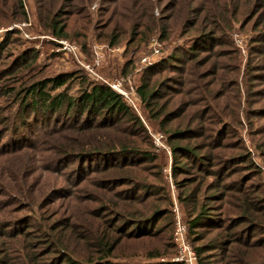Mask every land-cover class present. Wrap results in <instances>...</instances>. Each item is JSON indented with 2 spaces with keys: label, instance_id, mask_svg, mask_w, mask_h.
Listing matches in <instances>:
<instances>
[{
  "label": "rangeland",
  "instance_id": "1",
  "mask_svg": "<svg viewBox=\"0 0 264 264\" xmlns=\"http://www.w3.org/2000/svg\"><path fill=\"white\" fill-rule=\"evenodd\" d=\"M263 6L264 0H0V44L10 37L8 50L14 57L21 52H30L32 55L29 58L34 60L29 69L24 68L19 74L14 71L19 80H13L17 86L29 83L31 79L68 73L83 74L88 81L101 82L110 88L114 83L121 82L128 97L112 89L131 105L146 131H136L132 139L145 141L141 145L145 148L150 142L153 144L149 149L155 160L148 167L142 164L148 171L141 173L140 177L165 187L161 205L168 206L170 203L168 207L171 213L156 224V229H162L144 240L119 235L117 232L122 222L115 227L108 223L114 221L117 215L111 210L102 214L98 221L107 222L106 233L112 239H122L118 248L119 258H115L114 262L135 264L175 261L178 249L176 251L173 248L172 242L178 221L186 226V240L193 250L214 238L221 231L216 226L197 230L199 234L208 232L204 235L205 240L202 237L195 241L196 235L188 231V221L194 206L186 198L188 189L191 193L197 191L201 201L208 195H215V202L211 203L214 207L212 211L220 217L218 210L222 207L227 219L237 218L246 196L258 200L257 209L252 210V213L260 216L259 221L264 230V56H259L253 50L254 36L258 31L255 18H251L256 7ZM59 11V20L67 24L68 38L54 36L49 28ZM192 20L198 21L195 29L191 28ZM213 23L221 27L217 35H228V38L223 45L210 42L200 44L198 53L201 57L209 55L207 62L194 65L186 75L174 72L168 65L161 70L148 72L153 65L174 55L177 50L186 48L194 36L197 39L199 33L212 30ZM163 24L169 27L167 39L160 38ZM133 32L136 34L133 35ZM113 36L117 37L114 45L110 44ZM156 48L159 50L157 54L154 53ZM8 55L5 61H10ZM0 65L4 66L1 62ZM144 76L153 82L162 81L165 77H177L180 84L169 82V86L172 85L175 90H167L166 93H170L169 98L174 95L172 109L180 108L182 118L179 121H198L195 124L198 126L201 120L209 122L204 137L192 142L199 148L204 143L206 148L202 153L214 157V163L211 164L214 167L208 166V175L225 173V182L221 184L226 187L223 201L218 195L223 192L215 190L211 184L216 180L214 176L202 177L196 171H181L182 174L174 176L176 157L166 132L169 128L163 127L160 120L150 118L136 93ZM68 88L71 93H76L80 84L75 82ZM12 108L13 105L2 98L0 227L11 224L14 228L18 226L16 231L31 232L37 223L49 227L57 219H71L90 233L100 228L104 230V226L101 227L97 220L91 218L92 211L102 205L95 200L101 196L107 204L121 203L116 193L125 187L117 186L113 181L103 182L116 171L100 173L89 169L86 175L79 174V171L75 174L77 162L68 163L66 160L60 163L57 159L61 158L57 153L58 148L66 142H86L93 134L87 131L73 132L72 128L65 127L62 122L70 116L66 112L55 115L50 122L49 116H39L40 119L35 121L33 116L26 113L24 118L30 125L21 128V131L24 129L26 135H32V144L20 149H9L6 143L11 137V127L20 120L15 113L8 117ZM249 111L253 112L247 115ZM119 125L125 126L122 122ZM16 137L20 138L19 133ZM241 153L249 158L248 162L235 161L232 166L227 164L229 156ZM223 158L226 164L220 163ZM178 161L181 160L178 158ZM178 165L190 167L193 163L182 160ZM192 181H196L193 186ZM228 185H237L240 192H237L238 189L229 190ZM31 219L32 224H28L27 221ZM2 240L0 253H5L0 258L7 257L13 264H32L28 257L31 251L26 244L9 237H3ZM31 241L27 242L30 246ZM255 242H260L261 246L254 249L246 247L247 243ZM73 245L76 255L87 257L88 250L84 244ZM232 248L236 249L239 259H246L251 264L264 263L262 232L251 233L246 241L235 242ZM37 251L38 257L46 255L43 259H52V253L47 254V248L40 246ZM159 252L168 254L162 258H150L151 254ZM225 255L227 257L228 253ZM221 257L222 252L213 250L205 253L201 259H204V264H221Z\"/></svg>",
  "mask_w": 264,
  "mask_h": 264
},
{
  "label": "trees",
  "instance_id": "2",
  "mask_svg": "<svg viewBox=\"0 0 264 264\" xmlns=\"http://www.w3.org/2000/svg\"><path fill=\"white\" fill-rule=\"evenodd\" d=\"M260 1L262 2L263 0ZM20 7H23L22 3H20ZM256 8V11L251 15V18H255V27L258 31L254 36L253 50L259 54V56H264V6ZM60 12L61 11H59V15L54 20L52 19L53 23L50 24L49 28L54 36L58 38H68L67 24L59 20L61 17ZM194 14L196 16L195 12ZM194 20L191 22L192 29L198 26V21L195 22ZM211 26L212 30L199 33L197 39L194 36L195 38L193 37L191 39V43L186 48L177 50V53L174 55L153 65L149 68L150 70H148V72L151 73L161 70L168 65L173 68L174 72L186 75L194 65L202 64L203 61L207 62V58L210 56L201 57L200 53H198L201 50L199 47L200 44L210 42L223 45L224 41L228 38V35H217L221 28L220 25L213 23ZM161 27L160 38L167 39L169 27L165 24ZM132 34L135 35L136 32ZM116 38V36H113L110 44L114 45L117 43ZM8 45H11L10 37H7L0 44V62L4 65L0 67L2 68L0 69V102L2 98H6L8 103L13 105L8 117L15 113V115L19 116L20 120L16 121L11 127V137L6 143V148L15 150L32 144V135H26V130L24 129L23 132L21 131V128L30 125L27 118H24L26 113L33 116L35 121L40 119L39 116H49L50 120H48V122H50L55 115L66 112V115L70 116H68L66 121L62 122L65 127L72 128L73 132H91L93 137L86 142H66L62 147L58 148L57 153L61 158L57 159H59L60 163L67 161L68 163L73 161L77 162L76 165H78V168L75 169V174L79 171V174L82 173L86 175V170L89 169H91V172L100 173H106L110 170L116 171L111 177L103 179V182L106 184L107 182L113 181L116 182L115 184L117 186L125 187L116 193L117 200L121 202L119 204H107L102 196L99 197L100 199L96 198L95 200L101 202L102 205L93 209L91 218L98 221L102 214L111 210L117 215V218L112 221L114 224L112 222L108 223L109 226L115 227L120 221L122 222V226L119 228V232H117L119 235L124 234L125 238L138 240H144L154 236L160 229H156V224L161 219L170 216L171 211L168 207L170 203L168 206L161 205V201L163 200L162 195L166 192L165 187L157 186L150 183L147 178L140 177L141 173L148 171L145 167H142V164H146V167H148V165L154 162L155 157L149 149L153 147L152 142L145 148L141 146L145 144V141L140 142L136 139H132L135 138L136 131L139 133H145L146 131L140 118L135 115V111L131 105L127 103L122 95L114 91L108 85L101 82L88 81L87 77L79 73L61 74L37 80L31 79L29 83H20V85L17 86L16 83L13 82V80L16 79L14 71L19 74L24 68L29 69V65L32 64L34 60L29 58V55H32L30 52H21L14 57L11 51L8 50ZM7 55L10 61L4 60ZM212 74L216 75L217 72H213ZM146 75L147 74H145V76ZM145 76L137 87L136 93L144 110L150 115V118L160 120L163 127L169 128L166 132H168L169 144L176 157V163L173 167L174 176L182 174L181 171H196L197 174L206 178L214 176L217 181L215 180L211 184L214 186L213 188L215 190L220 189L223 192L218 193V195L221 196L220 201H223L225 199L224 192L226 191L224 190L226 187L221 184L225 182L223 181L225 173L221 175L210 173L208 175L206 173L208 171L207 168L208 166L214 167V165H211L214 163V157L208 153H202V150L206 148L204 143H202L199 148L192 142L195 139L204 137L203 133L209 122L201 120L198 126L195 125L198 121L189 123H186V121H179L182 118L180 108L175 107L172 109L175 102L174 95L169 98L170 93H166L167 90L170 92L175 90L172 85V87L169 86V82L180 84L178 83L179 79H177V77H165L164 79L161 77L163 79L162 81L159 79L153 82ZM2 80H4L3 85H1ZM16 82H19V80L16 79ZM75 82H79L80 88L76 93H71V89H69L68 86H73ZM262 82L264 83V79ZM167 85L169 87H167ZM164 88H166L165 92ZM209 112H211V110ZM251 112L253 111H249L247 115H250ZM8 117L2 118L8 119ZM121 122L124 123V127L119 125ZM46 132L47 131H45V133ZM18 133L20 138L16 137ZM113 133H115V136H113ZM122 133L125 134L117 137L118 134ZM45 135H47V133ZM229 157L227 164L230 166L234 165L235 161H239L240 163L249 161V158L242 153ZM178 158L181 161L188 160V162L190 161L193 165L190 167H182L178 165L181 164ZM224 159L225 158H223L220 163L226 164ZM220 163L218 162V164ZM193 183L195 184L196 181H192V186L194 185ZM102 188L105 187L103 186ZM238 188L237 185H234L230 186L229 190H237ZM237 192H240V190ZM214 196L215 195L212 194L208 195L204 201H201L197 191L196 193H191L189 189L187 191L186 198H189V201L194 203L192 216L188 221V231L191 235H196L197 239L195 241L202 237L203 240H205L204 235L208 232L205 231L203 232L205 234H199L197 231L203 227L213 228L216 226L218 231L221 230L214 238L194 248L198 264H204V259H201V257L205 253L213 250L222 252L223 257H221V264H251V262L246 259H239L238 255L235 253L236 249H233L232 246L235 242L246 241L251 233L258 231L264 234L262 224L259 221L260 216H255L252 213V210L257 209L256 205L258 200L247 196L246 198L241 196L245 199L239 215L236 216L237 218L235 219H227V217H224L222 207L218 210L221 214L220 217L213 213L212 208L214 207L211 203L215 202L213 199ZM151 199L153 200L151 201ZM224 219H227V221H224ZM31 221L32 219L27 221V223L29 224ZM98 222L101 227L104 226V230H100V228L95 233L88 232L85 227H78L77 223H73L71 219H57L49 227L43 223L39 224L36 222L38 225H35V227H33L35 229L31 232L16 231L18 226L14 228L11 224L5 227L1 226L0 247L3 244V237H9L13 240H18L20 243L26 244L27 249L31 251L28 257L29 263L32 264H130L114 262L115 258H119L118 248L122 239H112V237L106 233V227H108L107 222ZM88 238H90V241ZM29 240H33L30 243L31 246L27 244ZM74 243L85 245L88 250L87 257H79L76 255V249L73 247ZM40 246L47 248V254L50 255L52 253V255H50L52 259H43L46 255L38 257L37 250ZM172 246L177 251L174 240ZM259 246H261L260 242L246 244L248 249H254ZM3 252L4 251L0 253V256ZM226 253H228L227 257L225 255ZM167 254L161 252L153 253L150 255V258H162ZM25 257H27V255H25ZM39 259H42V261ZM0 264H13V262L7 260V257H4L0 258ZM135 264L185 263L173 261L169 263L148 262Z\"/></svg>",
  "mask_w": 264,
  "mask_h": 264
},
{
  "label": "built area",
  "instance_id": "3",
  "mask_svg": "<svg viewBox=\"0 0 264 264\" xmlns=\"http://www.w3.org/2000/svg\"><path fill=\"white\" fill-rule=\"evenodd\" d=\"M158 52L159 50L156 48L154 50V53L157 54ZM146 61L147 58L144 59V62ZM121 86V82L114 83L113 85H111L113 89L117 90L122 95L128 97V95L123 91ZM130 102L134 104L133 101ZM186 230V226L178 221L174 233V242L178 249V255L175 258V261L183 262L185 264H198L195 251L192 249V247L188 244L186 240Z\"/></svg>",
  "mask_w": 264,
  "mask_h": 264
}]
</instances>
